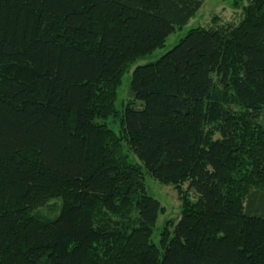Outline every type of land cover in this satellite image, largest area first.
<instances>
[{"label":"trees","instance_id":"1","mask_svg":"<svg viewBox=\"0 0 264 264\" xmlns=\"http://www.w3.org/2000/svg\"><path fill=\"white\" fill-rule=\"evenodd\" d=\"M249 1L238 26L135 68L143 105L116 135L100 121L122 75L203 1L0 0V264H264V0ZM145 175L182 203L160 246ZM53 198L59 215L36 216Z\"/></svg>","mask_w":264,"mask_h":264},{"label":"rangeland","instance_id":"2","mask_svg":"<svg viewBox=\"0 0 264 264\" xmlns=\"http://www.w3.org/2000/svg\"><path fill=\"white\" fill-rule=\"evenodd\" d=\"M203 6L196 16L190 20L187 26L177 29L159 49L151 53L144 59L135 63L125 74L122 75L121 82L116 89L115 112H110L107 119L100 121L103 125L116 135L121 134V115L127 105L141 108L142 103H134V95L130 90L132 74L136 67L154 63L166 53L174 49L186 35L195 28H215L222 26H238L245 15V8L249 6V0H202ZM259 123L264 127V111L259 117ZM123 152L127 160L133 164H141L140 161L130 152L129 147L123 144ZM145 185L147 194L156 200L163 212L159 214L155 229L152 234V242L160 246L161 234L169 222H177L182 213V203L178 198L173 185L160 183L149 175H145ZM186 189V186H185ZM190 199L194 201L196 195L189 192ZM61 198H53L37 208L34 213L41 218H55L60 213L62 207Z\"/></svg>","mask_w":264,"mask_h":264}]
</instances>
